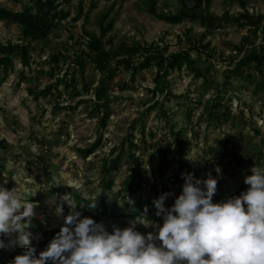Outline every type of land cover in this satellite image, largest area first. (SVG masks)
Segmentation results:
<instances>
[{
	"label": "rangeland",
	"instance_id": "rangeland-1",
	"mask_svg": "<svg viewBox=\"0 0 264 264\" xmlns=\"http://www.w3.org/2000/svg\"><path fill=\"white\" fill-rule=\"evenodd\" d=\"M241 1L212 0L209 7L203 5L198 12L214 17L225 12L235 16L244 9L253 16L264 14V0H243L246 8ZM182 2L193 3L191 0H157L156 13L175 14ZM57 3L58 10L69 11V17L57 25L48 39L30 45V66L23 67L17 56L3 82L0 71V183L9 189L17 188L22 197L38 205L28 229L37 255L59 231L62 220L55 215L54 205L60 197L70 195V190L81 198L80 202L74 198L77 210L97 222L104 221L110 231L111 224L124 227L141 215L161 221L153 200L167 190L169 195L164 204L170 206L181 191L184 173L193 175L194 171L195 178L201 181L209 174L216 178L214 202L239 195L248 187L243 182L244 177L251 174V168L264 166V157L257 160L256 156L259 151L264 156V95L252 93L250 82L258 77L254 68L243 67L245 73L252 75L251 81L228 76V70L253 46L261 44L260 33L254 36L249 31L252 27L241 28L217 19L210 30L199 21L186 20L171 25L150 15L146 0H57ZM80 5L83 15L74 21ZM25 6L33 5L29 0H0L1 8L14 12H20ZM104 16H107L104 26L110 24L104 39L113 38L115 48L125 42L142 46L157 44L162 49L167 46L168 55L198 45L205 35L203 43L208 44L207 53L192 51V57L198 61L207 81L193 78V73L185 67L170 71L167 80L171 95L165 97L154 91L155 66L139 69L135 74L121 67L113 79L104 82L112 100L106 112V123L102 125L105 108L96 112L94 105L95 90L101 85L102 74L89 59L83 71L70 63L69 66L60 63L59 71H54L56 66L49 58L62 53L71 62L76 54H89L86 44L92 36L102 37L99 23ZM244 38H248L247 41H243ZM25 42L17 24L0 21L1 44ZM141 58L140 54L133 56L134 62ZM66 69L75 72L79 97H74L63 85L58 89L53 87ZM226 76L231 84L227 89L224 88ZM49 86L52 87L49 96H37ZM218 95L223 97L221 113L229 118L219 123L210 122L204 106L208 102L212 104L210 100ZM156 103L164 105L167 117L159 115L157 107L148 109ZM172 132H181L186 141L182 159L188 165L181 163L180 170L174 162ZM98 139V149L83 158L80 150L91 147ZM130 141L137 146L135 154L140 157L144 172L140 196L133 192L135 184H131L132 191H124L125 182L133 179L135 167L128 158V150L121 145L126 146ZM113 148L117 149L115 153L111 152ZM244 149L250 156L236 162V154ZM121 150L124 154L118 166L111 172L104 171V161L116 158ZM174 170H178V176L172 179L169 175ZM106 177L113 181L109 190L102 185ZM116 196L117 209L112 216H97L94 208L82 201L90 202L95 198L94 203L100 204ZM137 204L138 211L127 210ZM147 204L150 207L145 213ZM64 211L65 214L69 211L66 203ZM137 227L141 232L150 230L142 225ZM22 251L19 245L11 250L0 249V264H8Z\"/></svg>",
	"mask_w": 264,
	"mask_h": 264
},
{
	"label": "clouds",
	"instance_id": "clouds-1",
	"mask_svg": "<svg viewBox=\"0 0 264 264\" xmlns=\"http://www.w3.org/2000/svg\"><path fill=\"white\" fill-rule=\"evenodd\" d=\"M182 175L170 206L164 204L169 193L153 200L162 222L141 215L109 231L104 221L82 215L74 197H60L54 205L59 231L38 255L28 231L38 205L0 183V249L22 246L8 264H264V167L251 168L239 195L216 202V178Z\"/></svg>",
	"mask_w": 264,
	"mask_h": 264
},
{
	"label": "trees",
	"instance_id": "trees-1",
	"mask_svg": "<svg viewBox=\"0 0 264 264\" xmlns=\"http://www.w3.org/2000/svg\"><path fill=\"white\" fill-rule=\"evenodd\" d=\"M32 3V7L25 6L20 12H14L0 7V21H6L10 23H15L21 28L22 35L25 37L26 42L24 44H6L3 45L0 43V71L2 72L3 82L8 74L9 70L13 66V60L18 56L20 58L21 64L23 67H29V47L34 42L44 41L49 38L53 30L59 25L62 21L66 20L69 17V11L58 10L57 0H29ZM157 0H146L147 11L150 15L155 16L161 21H164L171 25H179L184 21H199L203 26H207L208 30L213 28L218 22H225L227 24H237L239 27H252L250 33L254 36H257L258 33L261 34L262 40L261 44L253 46L249 53L243 58L238 60L236 66L233 69L228 70V76L233 75L238 80H247L251 81L252 75L245 73L243 67H252L257 72V78L252 80L250 84L253 85L252 93L254 95L263 94L264 95V14L258 16H253L248 13L246 9L238 15L231 16L228 12H225L219 17H214L211 14H203L198 12L199 9L204 5L209 7L212 0H191L192 4L181 3L179 10L175 14H157L155 10V3ZM241 5L243 8H246L245 2L242 0ZM94 6H92L93 8ZM83 9L80 5V8L77 12V15L74 18V21H77L82 17ZM88 14H86V17ZM104 16L100 20V28L102 37L98 38L96 36L90 37L86 46L89 54H76L71 58V62L68 60V57L62 53H57L51 56L49 59L56 66L55 70L59 71V65L70 63L71 66L76 67L79 70L83 71L88 59L94 64L96 70L102 74L101 85L99 88H96L94 94V105L96 112L104 109L103 117L101 118L102 125H105L107 119V109L112 100L108 96L107 91L104 87L105 80H111L117 74L119 68L122 67L124 70L131 71L132 74H135L139 69H146L150 66H155L157 68V74L154 79L155 89L154 91L166 97L171 95L169 92L167 76L170 71L178 70L180 71L183 67L189 69L193 73V78H201L203 82H206V76L202 73L199 68L198 61L192 57V51H196L198 54L206 52L208 49V44H204L205 35H202L198 45L189 47L188 49L166 54L168 47L165 46L163 49L159 48L157 44H149L142 46L140 44H129V43H120L116 48L114 47L113 38H107L105 35L108 32L110 24L104 26L105 21ZM245 24H244V22ZM248 38H244L243 41H247ZM181 43V41H180ZM245 43V42H244ZM108 47V48H107ZM207 53V52H206ZM142 55L141 60L134 62L133 56ZM114 62V68H111V63ZM69 66V65H68ZM75 72H69V70L64 71L62 78L56 80V84L53 86L58 89V86L63 85L64 89L67 91H72L74 97H79V91L76 86ZM224 78V88L227 89L231 84L229 82V77ZM69 79V80H68ZM218 87V86H216ZM52 87L49 86L44 90L40 91L37 96H49L51 94ZM85 90L89 91V87L85 86ZM32 93V92H31ZM218 93V92H217ZM222 93V92H221ZM36 96V95H35ZM168 99V97H167ZM223 97L218 95V97L211 99L212 104L209 102L204 106L205 113L208 114V121L210 122H220L222 119L227 120V116L224 112L221 113V108ZM156 107L159 109V115L167 117V114L164 110V105L156 103L153 106H150L148 109L154 110ZM256 134H259V131L256 128H253ZM175 136V149L174 153V162L177 164V169H181V163L188 165L185 159H182L185 149L186 141L183 139L181 132L174 133ZM100 139H98L91 147L80 150V154L83 158H87L92 155L99 147ZM121 145V148L128 150V158L131 159L132 164L134 165V174L130 181H126L124 185V191H132V185L135 184L133 192L137 193L140 196L142 183L144 176L141 170V161L140 157L135 154L137 148L136 144L133 141ZM170 148V147H169ZM117 151L116 148L112 149V153ZM124 154V151L121 150L119 155L116 158L108 161L105 160L103 163L104 171L111 172L115 169ZM236 162L244 161L250 153L245 149L236 154ZM257 160L263 159V154L259 151L257 153ZM187 163V164H186ZM263 165V164H262ZM258 165L257 167H264ZM162 172V167L160 168ZM194 177L197 176V173L192 172ZM109 174V173H108ZM178 176V170H174L169 175L170 178L174 179ZM102 185L106 189H111L113 181L110 178H103ZM167 192V190H165ZM70 195L73 196L78 202L81 198L74 192L70 190ZM86 205L89 206L90 202L84 201ZM118 197H113L111 200L106 202H101L100 204H95V212L97 216L106 215L112 216L116 213ZM89 203V204H88ZM128 207V206H126ZM147 204V208H149ZM140 209L139 204L136 206H131L127 210L130 212L138 211Z\"/></svg>",
	"mask_w": 264,
	"mask_h": 264
}]
</instances>
